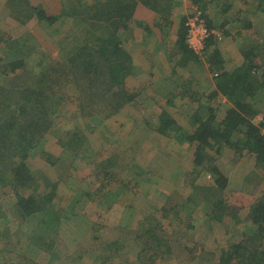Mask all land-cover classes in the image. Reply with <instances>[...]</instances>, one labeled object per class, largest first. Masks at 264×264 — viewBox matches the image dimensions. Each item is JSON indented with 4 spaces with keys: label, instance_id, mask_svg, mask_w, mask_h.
I'll return each instance as SVG.
<instances>
[{
    "label": "trees",
    "instance_id": "1",
    "mask_svg": "<svg viewBox=\"0 0 264 264\" xmlns=\"http://www.w3.org/2000/svg\"><path fill=\"white\" fill-rule=\"evenodd\" d=\"M17 1L11 0L7 3L9 10L10 8L12 12H15V9L22 12L24 8L32 10L24 11L26 20L20 21L21 23L31 20L53 25L55 22L63 23L69 18L74 20L76 26L78 24L81 27L79 29L81 35L73 37L71 35L69 37V27L64 35L59 37H51L47 33L37 37L34 31L25 29L24 34H19L16 38H6L3 56H0V163L2 164L0 185L9 190L10 187L16 186L17 188L12 191L16 192L20 188L25 193L16 196V202L9 207L7 215L14 216L12 219L21 223L34 220L37 224L43 225L44 222L40 220L43 217L39 218V216L47 214L52 219L55 217L51 224L56 225L59 217L54 210L53 201L59 193L54 186L42 195L37 193L35 190L37 178L27 168L31 152L42 144L45 135L54 129L55 121L51 114L54 113L55 106L56 111L59 110L52 100L56 95V88L62 87L59 83L65 78L63 85L68 82L69 86L72 83L79 90L76 104L78 116L72 120L79 118L78 120L82 121L75 125L73 133L80 141L85 138L80 128L84 125L89 127L92 120L123 116L125 108L131 101V94H128L125 87V78L131 75V57L122 48L117 30L126 27L137 2L157 11L162 19H165L170 15L172 0H92L91 2L85 0L83 3L81 0L76 2L63 0L62 9L54 15L46 13L40 4L32 6L26 0L25 2ZM208 1L214 8L218 5V8L221 6L222 9L217 8L215 11L210 9L206 0H197V8L207 28L216 31L219 36L209 34L202 52L198 55L188 47L184 39L187 31L186 17L181 19L177 33L180 53L198 66L206 68L213 80L209 94L196 99L197 108H201L202 111L199 112L197 108L193 111L190 124L194 127L188 128V131L181 130L183 134H177L178 140L185 139L191 149L190 163L194 167H203L202 170L208 173V177H212L211 183L207 186L197 184L192 188L198 194L197 196H200L198 199L194 198V192H192L185 201L194 199L203 201L205 206L210 208L208 216L215 218L222 226L224 217L238 218L237 212L230 208L229 201L224 195L231 194L233 191H245L251 195L252 202L246 214L249 225L241 232L242 237L235 242L229 237L226 245L218 250L217 256L214 258H212L214 255L211 256L209 264H264V186L261 184L264 181V135L260 132L264 125V60H258L259 51L264 49L262 45L264 27H256L253 35L243 37L244 31L249 32L255 27L252 18L257 14L258 8L255 7L257 10H254L253 2L250 0H239L243 7L239 8L234 15L227 12L230 2ZM16 15L9 16L19 21L21 15L15 17ZM234 23L238 24L235 31ZM223 36L227 39L232 38L233 42L240 47L242 62L239 65L233 67L226 65L223 58L226 51L218 45ZM44 42L55 47L51 49L47 48L46 44L42 46ZM35 54L39 57L37 62H35ZM218 96L229 103V107L222 112L219 111L223 107L219 106L221 104L226 106L227 103L219 104L216 101ZM261 107L263 111L260 110ZM258 111H262L263 122L255 119ZM160 119L156 131L162 135L168 134V137L171 136L170 139L172 137L176 139L175 131L179 128L175 120L168 118L166 113H163ZM109 141L113 143L115 139ZM224 147L227 149L223 154L224 157L233 153L237 158L239 157L237 166H228L227 161H222L226 165H223L221 169V163L218 165L213 158H207L208 153L217 155ZM45 158L50 165L59 160L50 154H47ZM244 158L251 159L252 165L248 166L247 161H243ZM91 163L87 162L88 165ZM138 169L142 170V168ZM144 172V175H140L143 182L134 177L131 184L129 183L131 185L129 189L135 199L139 194H135L138 186L142 185L145 188L150 185L151 187L153 182L155 176L153 169H144ZM103 174V183L106 180L113 181L107 168L103 169ZM65 191L69 192V195ZM200 191L202 193H199ZM59 192L67 195L66 198L73 202L78 199L75 200L74 195L87 194L75 186H72L71 190L62 187ZM164 195L167 196V194ZM87 196L83 209L85 205H92V210H96L94 196L90 194ZM135 207V213L143 217L141 218L143 225L147 222L157 225L168 218L164 206L158 210L154 208L152 213L156 214L155 216L149 214L151 211L148 206L144 209L142 206ZM103 212L105 213L104 210ZM124 213L125 211H119L120 215ZM189 226L193 227V225ZM143 227L141 224L134 237L138 239L143 234L149 235V243L144 245H149L152 252L155 250L156 256L165 255V258H169L168 253L177 246L161 234L154 236L152 235L154 233H149L153 230L151 228L143 233L146 229ZM36 231L34 229L31 232ZM61 231L64 230L61 229ZM246 231L251 232L247 234ZM225 233L229 234V231L225 229ZM18 242L22 245L21 240ZM46 247L50 252L51 244ZM25 250L27 252V249ZM31 250L29 248L27 253H22L21 248L22 262L19 264L51 263L52 259L43 261L41 256L32 258L33 250ZM71 255L69 252L62 256L56 255L55 264H69ZM153 256V254L149 255V258L152 259ZM162 257L158 258L162 259Z\"/></svg>",
    "mask_w": 264,
    "mask_h": 264
},
{
    "label": "rangeland",
    "instance_id": "2",
    "mask_svg": "<svg viewBox=\"0 0 264 264\" xmlns=\"http://www.w3.org/2000/svg\"><path fill=\"white\" fill-rule=\"evenodd\" d=\"M10 1L11 0H1L0 2V47H3L2 44L3 42L5 43L6 38H15L19 33V29L22 27L31 29L32 31H36L37 29L41 32L42 30L44 33H47L46 31L49 30L48 34L51 37L63 36L66 29L69 27V37L70 35L71 37L81 35L79 32L81 27L78 24L76 26L75 23L65 25V22L62 23L60 21L55 22L53 25H48L46 22L40 24L31 20L26 23H21L26 20L23 15L24 11L31 12L32 10L24 8L25 10L22 12L21 10L18 11L16 9L15 12H12L11 8L9 10L7 4ZM19 1L20 0L17 2ZM26 1H29L30 5H32L30 0ZM88 1L91 2L92 0ZM250 1L253 2L254 10H257L255 7H257L258 10L256 11L257 14L252 18L255 27L249 32L244 31V38L253 35L256 27H264V11L262 12V9H264V0ZM81 2L83 3L85 0H81ZM224 2L231 3L229 4L230 6H228L229 8L227 9V12L233 15L239 8L243 7L239 0H224ZM35 5L36 4L32 6ZM209 5V8L214 11L218 8V5L214 4L216 6L214 8L210 2ZM179 6L181 8L183 7L181 4L177 5V7ZM50 7L51 8L47 7L48 10L55 13L52 4ZM194 7H196L195 4H188L186 8H189V10L186 11V14L189 15ZM220 8L221 6H219L218 9ZM9 13H11V15H21L19 21L16 20L17 18L14 19L12 16L9 17ZM66 20L68 23V19ZM236 26H238V24L234 23V31L237 29ZM262 33L264 34V28ZM39 35L40 34H38L37 37ZM223 40H225V44L228 43L226 50L231 51V42H233L232 38L226 39V37L223 36L220 41L222 42ZM45 44L47 48H53L54 46L47 42H44L42 46ZM262 45L264 46V43ZM227 54L231 55H228L229 58H231L229 61L230 63H233L235 58L232 57V53L228 52ZM0 56H3V48H0ZM34 57H36L35 62H37L39 60L38 55L35 54ZM239 58L242 59L241 55ZM261 59L264 60V49H261V52L259 51L258 60ZM237 65H239V63L234 64V66ZM195 67L194 64L189 63V65L185 66L183 69L180 68V73L183 74L182 71H185V73L193 71L194 73L197 72V74H200L202 70V73H205V77H209L210 74L207 75V72L209 73V71H207L206 68L198 66L196 69ZM199 67L200 69L198 70ZM180 73L176 74L175 79H181L182 75ZM138 74L143 76L147 73ZM145 79L150 80V77L146 75ZM210 79L208 80L209 83L212 81H210ZM64 80L65 78L59 83V85L62 84V87H60V89L59 87L56 88V95L52 99L59 109L57 112L55 106V115L54 113L51 114V117L54 116V129L49 131L45 135L46 137L45 140L42 141L43 143L31 152L27 162L28 170L37 178L35 185L37 193L42 195L49 191L51 186H54L59 193L53 201L54 210L59 217V222L56 225H52L51 223H53L55 217L52 219L47 214H40L39 216V218L43 217L40 219L44 222L43 225L41 224L42 226L34 222V220H26L21 223L16 219H12L14 216L7 215L9 207L16 202L17 195H24L25 193L20 188H18L16 192L14 190L12 191V189L17 188L16 186L13 188L10 187L9 190L0 185V264H19L22 262L20 260L22 257V255H20L21 248L23 249L22 253H27L29 248H31L33 250L32 258H38L41 256L40 258H42L43 261H48V259L53 260L56 255L62 256L69 252L72 254L69 262L74 264L75 261H78V256L82 257L81 260L83 261L81 263L86 264H120L122 259H124L128 253L133 254V258L126 264H209L211 259L217 256L216 254L218 253V250L226 245L229 237L234 242L242 237L241 232L246 230L245 227L249 225L248 221L246 222V220H248L246 219L247 215L245 212L247 211L246 203L242 201V199L245 198V195H247L245 191H237L234 196H231L232 193L224 195V197L228 199L229 204L232 203L236 207L239 206L240 212L234 209L239 215V221L238 218L236 219L232 216H226L223 219L224 222L222 226L219 225V222L209 219L208 216H204V212H207L210 209L208 206H205L203 201L195 199L188 202L185 201L188 195L192 192H194V198L198 199L200 196H197L198 194L195 193V190H192V188L197 184L204 185V187L207 186L211 183L212 177H208V173L202 170L203 167H194L193 164L190 163L191 149L187 146L186 141L179 142L177 140L179 139L177 138V135L176 139L175 137L170 139L171 136L168 137V134H165L164 137L158 136L159 138L152 136L154 134L149 129V127L153 128V126H151V121H145L150 120L148 119L149 113L147 112L145 113V116H143L142 112H146V110L153 104V101L150 98V88L146 89L149 84L147 81H145L147 86H144L142 90L138 89L141 94L132 98L131 104L125 108L123 116L118 115L103 120H92L89 127L84 125L80 128L82 135L85 137L84 143H78L80 140H77L76 138L75 143L81 145L84 152L88 151L89 154L83 158H91L90 161L92 163L90 165L87 164L85 159L77 160V156L74 158L76 154L75 152L70 155L65 154L64 151H69L71 148L69 146L65 149L62 147L60 148L59 142L61 143L65 141L67 137L65 136V133H74L75 125H78L82 121L78 120L79 118L72 120L78 116L75 96L78 95L79 90L77 86L72 85V83L69 86L67 84L68 82L66 85H63L65 83ZM126 84L127 89H129V87H131V79L127 81ZM138 87L139 86H132L131 94L134 93V90ZM191 95H195V87H193ZM149 103L150 106L148 107L147 105ZM221 103L224 104L227 102L221 101ZM176 105H180L178 101L176 102ZM171 111L173 117H176L178 120L179 118L182 119V107L177 106ZM189 117V115H187V117L185 116L183 121L186 122ZM142 118H144L145 124L147 123L146 126L149 130V134L146 135L145 138L144 136H140L135 143L133 139L131 140L129 134L132 133L134 129L140 128L138 126H141L140 120ZM153 130L158 133L156 129L153 128ZM145 131L146 129L143 128V134L146 133ZM114 139L117 141L109 143V140L112 141ZM144 139H146L145 145H139V151H135L133 149V143H135L136 146L138 142L142 143ZM75 143L70 144L72 149L78 147H76ZM115 145L122 146L123 150L120 151L126 157V164L130 167L128 169L126 167L122 168L121 165L113 167L106 165L107 163L105 162L103 167L106 166V168L110 170V177L113 178V181L106 180L105 183H103V167L99 166V162L102 161V156L106 150L108 149V151H110ZM226 151V147L221 149L222 154ZM61 153L64 154L62 155L63 158L54 161L53 165H50L45 158L47 154L52 156L55 155L56 157L61 155ZM137 154H139L140 160L143 163V167H141L143 171L131 167V162L134 164L133 161H135L133 156ZM210 156L211 155H208L207 158H214V156L211 158ZM208 159H206V161ZM236 160L237 159L232 160V162L236 163ZM250 160L251 159L249 158L243 159V161H247V163H249ZM206 161H204V163ZM230 162L231 161H227L228 166H230ZM1 167L2 164L0 163V169ZM196 167L198 168L196 169ZM144 169H153L155 176L153 177V182H151V187L150 185L145 186V188H143L142 185L138 186V191L135 192V194H139L138 198L135 199V196L134 198L132 196L131 189H129L131 185L128 183L126 174H130L127 172L129 170L131 171V177H137L144 175ZM197 170L198 174L196 173ZM69 174L73 175L71 176ZM115 175H118L123 184H127L125 187L126 190H119L116 194L114 189L118 185H116L115 180L118 179ZM138 179L143 182L142 176ZM261 184L264 186V181L261 182ZM72 186L79 187L87 194H85V196H78V194L74 195L75 200L78 199L73 202V200L71 201L66 198V196L69 195V192L67 193L65 191L67 195L59 192V189L62 187H67L71 190ZM125 193L128 195L126 196ZM199 193H202V191ZM89 194L98 199V203L96 201V205H94V208L96 206L98 209L94 210L97 213L92 212L91 210L85 211L83 209L84 201ZM164 194H167V196L165 197ZM149 198H151V200H149ZM146 200L148 202L151 201V206L148 208L151 211V213H149L150 215H156L152 213L154 208L158 210L160 207L164 206L167 210L168 218L157 225L153 223L149 224V222L143 225V217L135 213V206H142V209L147 208ZM128 208L130 209L129 211ZM91 209H93V206ZM103 210H107V213H104ZM121 210L127 212L120 215L119 211ZM207 219L208 223L205 222ZM105 222L107 224H105ZM141 224L144 226L143 228H146L144 231L142 230L143 233L151 228L153 230L149 233H154L152 234L154 236L156 234H161L177 246V248L168 253L169 258H165V255L163 257L159 255L156 256L155 250L152 252V250L149 249V245H144L150 240L149 235L143 234L138 239L134 237ZM151 224L152 227H150ZM189 225H193V227L191 226V228ZM34 229L37 231L35 233L31 232ZM61 229L64 231H61ZM225 229L226 231H229V234L225 233ZM250 232H247V234ZM19 240H21L22 245H19ZM131 240H134V243L137 245L138 251H136V253H133L132 249H128L130 248L129 243ZM126 242L127 245H124ZM49 244H51L50 252L46 247V245ZM200 245H202V247L206 246L205 251L200 252L197 255L198 246L200 247ZM151 246L153 245L151 244ZM25 249H27V252ZM30 254H32V252ZM152 254L154 256L150 259L149 255ZM200 254H202L200 257L201 260L196 258V256H199ZM212 255L214 256L211 258ZM158 257H162V259ZM204 259L209 260L204 261ZM7 260L9 262H6ZM80 261L78 264H81ZM54 263H56V261H54Z\"/></svg>",
    "mask_w": 264,
    "mask_h": 264
},
{
    "label": "crops",
    "instance_id": "3",
    "mask_svg": "<svg viewBox=\"0 0 264 264\" xmlns=\"http://www.w3.org/2000/svg\"><path fill=\"white\" fill-rule=\"evenodd\" d=\"M206 1L209 3L208 0H206ZM0 2H1V0H0ZM30 2L32 3V5L36 4L39 6V4H40L41 6H43L44 10L49 15L50 14L54 15V14H56V12L57 13L60 12V10L62 9V7L64 5L63 0H30ZM64 3H65V1H64ZM192 3H193V5L195 4V6L198 5L197 0H172L169 17L162 19V17L160 16V14L157 11L150 9L149 7L145 6L141 2H137L133 8L131 18L127 22L126 27L125 28L121 27V28H118V30H117V35H118L119 39L121 40L122 48L131 57V75H129L125 78V87L127 85L126 84L127 81H129L130 79H131V87L132 86H136V87L139 86L138 88H136L134 90V93H132V94H131V87H129V89H127V87H126L128 94H131V100L133 97H136V95L141 94L140 90H138V89L142 90V88L144 86H147V84H145V81H147L149 84L146 87V89L150 88V90H149V92L151 94L150 98L153 101L152 102L153 104H152V106H150V103H149L147 106L148 107L150 106V107L146 110V112L142 111L143 116H145V113H147V112L149 113L148 119H150V120H145V121H151V126H153V128L156 129L160 124V120H161L160 116L163 113H166L168 115V118H172L173 120H175V122L179 128V130L175 131V135H177L178 133L183 134L182 131H188V128L192 129L194 127V125L192 126L190 123H191V119H192V114L194 113L193 111L198 106L196 99L199 98L200 96L203 97V95H208L209 92L211 91V88L213 85V80L211 81V79H210L211 77H210L208 72H207V75H209V77H207V78L205 77V73H202V70H201V72L199 71L200 74H197V72L194 73L193 71H191V72L188 71L187 73H185V71H182V70L181 71L183 72V74L180 73V68L183 69L185 66H188L189 63H192L196 67H198V65L196 63H194L190 59L184 57L180 53V50L178 49V44H177V35H178L177 33H178V29L180 27V25H179L180 21L183 17H186V15H187L186 11H188L189 8H186V6H188V4L191 5ZM44 4L47 6H45ZM51 4L53 5V7L55 9L54 10L55 13L50 12L47 8V7L51 8L50 7ZM179 4L183 5V7L182 8L180 6L177 7V5H179ZM65 5H66V3H65ZM9 17H11V16H9ZM67 19L69 22L67 23V20H65L64 21L65 23H67V24H72V23L74 24L75 23L73 19H69V18H67ZM23 28H25V27H22L21 29H19V31H18L19 33L16 36H18L19 34H24V31L27 28H25V29H23ZM28 30H31V29H28ZM34 32L37 35L38 34L41 35L42 33H44L42 30H41V32H42L41 33L37 29H36V31L34 30ZM46 32L48 34L49 30H47ZM224 42H225V40H223L222 42L220 41V43L218 42V45L222 49H225L224 51H226L223 54V58L226 62V65L233 67L234 64H238V63L240 64L242 62V59L239 58L240 47L238 45H236V43L231 42L232 49H231V51H227L226 48L228 47V43L225 44ZM247 42H248V39H247ZM2 45H3V47H0V48H4V42ZM228 52L232 53V57L235 58V61L233 63H230V61H229V59H231V58H229V56H231V55L227 54ZM148 68H149V72H148ZM199 69H200V67L198 68V70ZM138 73H141V74L147 73V74L141 76ZM178 73H180L182 75L181 79H179V80L175 79L176 74H178ZM146 75H148L150 77V80L145 79ZM209 79H210L211 83L208 82ZM193 87H195V95L194 96L191 95V93L193 91ZM75 97H76V101H77V96H75ZM137 101H140V100H137ZM177 101L179 102L180 105H176ZM216 101L219 104H221V101L226 102V99H224L221 96H218V97H216ZM130 104H131V101L128 103L127 107ZM228 104L229 103H227L226 106H223L221 104V106H219V107L220 108L223 107V108H221V111H219V112H222L226 107H229ZM177 106L182 107L183 115H184V116L182 115V119L179 118V120L176 117H173V115L171 114L172 113L171 110L175 109V107H177ZM196 110H198L199 112L202 111L201 108H197ZM260 110L263 111V109H260ZM262 111L257 112L255 119L258 120V117L262 116ZM187 115H189L190 117L187 118V121L185 122V121H183V119L185 118V116L187 117ZM145 121H144V118H142L140 120L141 126H138L140 128L134 129V131L129 134L131 136V140L133 139L135 141V143L139 139L140 136H144V138H145L146 135L149 134V130L146 126L147 123L145 124ZM143 128L146 129V131H145L146 133H144V134H143ZM153 128L149 127L151 132L154 134V135H152L153 137H156V138H159L158 136L164 137V135L156 133L153 130ZM65 136H67L65 141H63L61 143L59 142L60 145L59 144L58 145L60 146V148L62 147L63 149L67 148L68 146L71 149L69 151L65 150L64 153L70 155L71 153L75 152L76 154H75L74 158L77 156L76 159H78V160L79 159H85L86 162H89L91 158H83L84 156H87L89 154L88 151L84 152L82 149L83 147H81V145H78L77 143H75V140L76 139L79 140V139L73 133H69V134L65 133ZM43 140H45V138ZM178 141L183 142L186 140L184 139L182 141L181 140H178ZM71 143H75L76 147L77 146L78 147L76 149H72V147L70 145ZM78 143H84V140H83V142L78 141ZM135 143H133V149L135 151H139L138 146L139 145L144 146L146 143V139H144L142 141V143L138 142L136 146H135ZM166 143H165V145H166ZM186 144L188 146V143H186ZM120 150L121 151L123 150L122 146H116V145L114 147H112V149L110 151H108V149H107L106 152L104 153V155L102 156V161L99 162V166L103 167V164L106 162L107 163L106 165H108V166H113V167L116 166L117 167L118 165H121L122 168L126 167L128 169L130 166L126 164L127 159L121 153ZM106 153H107V155H106ZM62 155H64V154L61 153V155H58L56 157L58 159H61V158H63ZM208 155H211L210 158L212 156H214L213 159L218 165L221 163V169H222L223 165H226L222 161H225V160L231 161L230 166H232V165L237 166L239 163V159H238L239 157L237 158V156H235L234 153L230 156L226 155L225 157L223 156V154L221 152L217 155H215L214 153H210V154L208 153ZM217 156H219V157H217ZM53 157H55V155H53ZM89 157H91V156H89ZM230 157H232V158H230ZM119 158H120V160H119ZM133 159L135 161H133L134 164H132V162H131V167H135L136 169L143 167L142 166L143 163L140 160L139 155H134ZM235 159H237L236 163L232 162V160H235ZM252 163H253L252 160H250V162L247 164L249 166V165H252ZM105 168H106V166L103 167V169H105ZM231 169H232V167H231ZM231 169L229 171V175L231 174ZM223 171H224V169H223ZM127 172L130 173V174H126V176L128 179V183L131 184V180L134 177H131V171L128 170ZM69 175H71V174H69ZM115 177H117V179H118V180L114 179L116 181V185H118L114 189L115 194H116L119 192V190H122V191L126 190L125 187L127 184H123L121 182V180L119 179L118 175H115ZM137 178H140V176H137ZM236 193H237V191H233L231 196L236 195ZM125 195H126V193H125ZM252 198L253 197L251 195L247 194V195H245V198L242 199V201L246 203L245 204L246 209H247V211H245L246 214L248 212V206L252 202ZM149 200H151V198H149ZM94 201H95L94 205H96V201L98 203L97 197L94 198ZM146 203H147L148 207L151 206V201L148 202L146 200ZM90 207L92 208V205H89V206L85 205L84 210H87V211L91 210L92 212L97 213L96 211L92 210ZM231 207L235 210H238V212H240L239 206L236 207L234 204L230 203V208ZM129 210L130 209H128V211ZM125 212H127V211H125ZM209 212H210V210H208L207 212L205 211L204 216H208ZM105 213H107V210H105ZM129 213H131V212H129ZM237 215H238V213H237ZM208 217H209V219L215 220V218H213V217L212 218L210 216H208ZM238 218H239V215H238ZM80 221H82V220H80ZM247 221L248 220H246V222ZM205 222L208 223V219ZM105 224H107V223L105 222ZM131 242H132V245H131ZM129 244H130V248H128V249H132L133 253L134 252L136 253V251H138V248H137V245L134 243V240H131ZM124 245H127V242ZM205 247L206 246L202 247V245H200V247L198 246L197 255L200 252H204ZM201 255L202 254H200L199 256H196V258L200 259ZM132 258H133V254L128 253V255L124 259H122L120 264H123V263L126 264L127 262L131 261ZM77 259H78V261H75V264H78V262L82 259V257L78 256ZM208 260L209 259H204V261H208ZM82 261L83 260H81L80 263ZM50 264H55L54 259L51 261ZM69 264H74V263L69 262ZM81 264H86V263H81Z\"/></svg>",
    "mask_w": 264,
    "mask_h": 264
},
{
    "label": "built area",
    "instance_id": "4",
    "mask_svg": "<svg viewBox=\"0 0 264 264\" xmlns=\"http://www.w3.org/2000/svg\"><path fill=\"white\" fill-rule=\"evenodd\" d=\"M186 18L185 26L187 27V31L185 34V42L195 54L199 55L203 50L207 36L214 34L218 37L219 34L207 28L205 20L197 6L193 8ZM258 120L263 122L262 116L258 117ZM260 132L264 135V125L261 127Z\"/></svg>",
    "mask_w": 264,
    "mask_h": 264
}]
</instances>
